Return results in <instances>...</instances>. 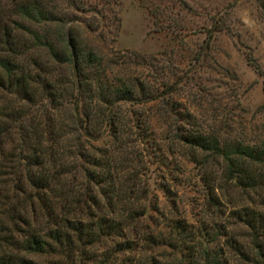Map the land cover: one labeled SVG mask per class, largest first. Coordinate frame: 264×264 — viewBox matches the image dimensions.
<instances>
[{
  "label": "trees",
  "instance_id": "16d2710c",
  "mask_svg": "<svg viewBox=\"0 0 264 264\" xmlns=\"http://www.w3.org/2000/svg\"><path fill=\"white\" fill-rule=\"evenodd\" d=\"M138 1L158 31L182 29L170 22L163 0ZM174 1L188 8L186 0ZM68 3L70 18L49 10L45 0H0V264H41L32 258L36 255H60L66 264H135L127 256L142 244H167L162 232L138 229L148 193L136 180L142 161L131 146L138 141L156 148L151 122L139 106L151 105L192 154L221 158L237 187L263 190V147L222 142L208 132L174 97L175 82L113 68L119 60L107 61L75 32L76 27L96 32L104 8L86 7L82 0ZM112 3L117 6L118 0ZM88 12L90 20L79 16ZM110 12L118 32L119 10ZM48 22L60 33L58 48L34 28ZM216 30L208 29L209 40ZM24 34L32 37L30 44L20 39ZM42 46L60 68H25L21 58ZM248 62L259 71L254 60ZM173 228L189 238L184 225ZM202 242L192 264H220ZM255 250L264 264L263 242Z\"/></svg>",
  "mask_w": 264,
  "mask_h": 264
},
{
  "label": "rangeland",
  "instance_id": "374dc122",
  "mask_svg": "<svg viewBox=\"0 0 264 264\" xmlns=\"http://www.w3.org/2000/svg\"><path fill=\"white\" fill-rule=\"evenodd\" d=\"M45 1L49 10L66 18L73 13L68 0ZM82 1L86 7L98 4L105 15L94 33L75 28L84 46H94L107 61L119 60L113 68L128 76L175 82L174 97L222 142L243 141L264 148V0H186L188 8L163 0L170 7V22L182 26L179 32L158 31L138 0H118L117 6L115 0ZM110 8L119 10L118 32ZM79 16L90 20L92 12ZM211 26L217 30L209 40ZM34 28L55 47L61 46L56 25L48 22ZM20 39L32 42L30 35ZM134 52L139 57L132 56ZM21 60L34 70L60 68L43 46L30 48ZM138 111L150 120L156 146L138 141L131 146L142 161L136 180L148 193L142 199L147 214L138 229L162 232L167 244L147 242L127 257L135 264H192L198 253L195 246L202 240L217 253L220 264H263L255 244H264V187L251 191L237 187L228 179L221 158L192 154L189 146L177 143L172 127L155 117L151 105L139 106ZM211 188L216 201L210 199ZM178 224L184 225L188 239L173 228ZM32 258L41 264L67 262L60 255Z\"/></svg>",
  "mask_w": 264,
  "mask_h": 264
}]
</instances>
